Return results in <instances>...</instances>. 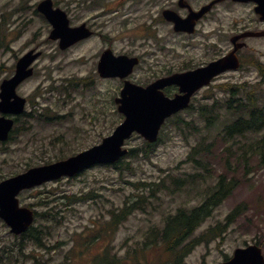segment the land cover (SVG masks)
Instances as JSON below:
<instances>
[{
  "label": "rangeland",
  "instance_id": "obj_1",
  "mask_svg": "<svg viewBox=\"0 0 264 264\" xmlns=\"http://www.w3.org/2000/svg\"><path fill=\"white\" fill-rule=\"evenodd\" d=\"M37 1L0 0V57L6 55L5 38L10 41L13 50L9 49V55L22 44H29L35 39L46 53L40 62V73L25 86L26 95L33 101L29 109L33 110L31 113L34 115L26 118L25 132L19 130L16 133L20 135L23 132L22 135L11 142L0 144V181L4 176L27 169L30 165L55 162L87 149L101 142L120 121L121 114L111 99L115 98L114 93L119 90L120 82L90 79L86 77L90 66L78 62L82 61V57H90V50L98 47L102 38L90 42L89 46L83 44L72 50H60L51 40L46 41L47 26L33 12ZM232 7H219L221 30L231 28L233 15L241 18L246 13V18H253L250 7H246V12L243 7ZM18 17L26 22L21 23V29L16 28L14 23L18 21ZM74 17L77 18L76 15ZM101 17L98 19V27L108 31L114 39L121 37L114 42L118 51H156L153 45L132 42L126 29L107 21L110 16ZM250 46L252 48L246 49L244 64L240 70L220 76L215 90L207 89L198 93L192 102L193 106L180 113L179 119L198 123L200 131H195L186 123L178 127L176 121L179 119L172 117L163 127L160 135L162 141L150 156L141 154L132 158V173L129 170L121 173V169L113 166L98 165L75 177L61 178L36 189L23 191L20 203L34 208L41 215L34 225L45 218L43 214L52 216L51 221H43L46 224L54 223L46 243L57 249L39 248L26 238H21V235H14L0 220V262L5 253H8L9 256H14L11 264H32V257L35 255L49 264H95L96 258L104 250H108L124 256L128 261L125 264H171L168 257L162 258L164 249L157 246L156 250L154 244L151 245L150 241L145 244V241L150 239L151 228L161 225L166 214H176L180 207L191 208L199 204L203 200L201 196L187 193L165 196L161 193L158 195L161 198L159 201L158 197L147 198L144 209L132 210L115 227H110V222L113 220V213L125 209L128 199L141 192L131 182H154L167 173L179 175L194 172L192 162L188 160L192 147L199 142L207 144L210 141H214L210 158L213 168L211 174H214L210 177L212 184L220 174L225 173L227 178L238 180V185L183 243L188 247L181 264H218L231 256L237 247H244L249 243H259L264 248V166L258 164L256 156L253 160L248 154L251 159L248 173L243 166L228 167L226 158L229 152L226 144L217 137V131L223 126L219 122L227 121L229 116L226 109L228 88L245 84L242 92L245 99L246 87L256 90L257 98L261 96L264 99V79L260 71L249 63H264V38L251 40ZM168 48L167 55L163 56V50L159 51L161 58L166 57L171 64L176 59L175 66H182L184 59L178 57L182 54V48L173 40H170ZM147 57L145 65L152 64L157 58ZM54 66H57L56 71L52 72L51 78H46L44 71L47 67ZM134 79L140 84L149 80L148 77L141 76H135ZM261 80L263 83L258 85ZM87 82L92 83L88 85ZM51 85H54L53 91L47 89ZM203 105L211 106L215 113L221 107V119L215 122L216 126L209 136L205 135L207 120L199 112ZM208 110L210 109H207L206 115L209 114ZM263 134L264 130L256 135ZM144 141L139 134H134L126 146L138 148L143 146ZM240 204L243 207L228 221V215ZM216 226L224 227L222 235L213 237L208 242H197L198 236L212 231ZM126 253L130 255L125 256ZM101 259L97 263H102Z\"/></svg>",
  "mask_w": 264,
  "mask_h": 264
},
{
  "label": "flooded vegetation",
  "instance_id": "obj_2",
  "mask_svg": "<svg viewBox=\"0 0 264 264\" xmlns=\"http://www.w3.org/2000/svg\"><path fill=\"white\" fill-rule=\"evenodd\" d=\"M48 3L52 9H62L66 12L69 25L72 28L83 26L87 32V36L69 47L61 48L60 38L52 37L54 25L47 15L40 9L44 4ZM226 6L233 8L232 6L243 7L246 12V7H250L253 12V18L244 17L238 18L236 15L231 17V28L228 30H221L219 28V7ZM257 3L255 1H240V0H38L33 6V12L40 16L47 26L48 38L53 43L58 45L62 51L77 48L81 45H90V42L102 38L101 44L95 49L90 50V57H82L81 63H86L90 67L87 68L86 77L101 81H116L120 82V88L116 91L115 98H111L115 106L117 97L120 96L123 89L125 79L119 75L104 76L100 72V63L106 62L105 72L112 73L116 71L113 66L117 57L127 56L131 59H135L131 72L127 76V79L138 83L134 78L135 76H141L142 78L148 77L147 82H142L143 86H147L150 83L155 82L158 79L171 76L175 73H185L203 67L208 66L210 63L219 60L220 58L234 53L240 59L241 65L238 70L242 68L243 57L246 55V49L252 48L250 46L251 40H260L264 38L261 36H242L246 32L251 31H264V18L255 12ZM45 9V8H43ZM84 14V17L82 16ZM77 16L75 18L74 16ZM115 15V16H114ZM102 16V17H101ZM110 16L107 21L114 23L118 28L122 26L126 29L128 37L132 42H137L143 45H153L156 48L155 52L143 50L142 53L135 51H118L113 38L108 31L101 30L98 26V19L101 17ZM82 20H80V19ZM18 21L14 22L16 28L21 29V23L25 22L23 18H17ZM175 19L181 21L180 25H177ZM223 33H226L223 35ZM226 39H224V37ZM173 40L182 48V54L179 58L184 59L182 66H175L176 59L171 61L166 57L161 58L159 51H162L163 56L169 53V42ZM10 41L5 38L4 48L6 55L0 57V119L11 120V129L8 131V136L5 140H0V144H6L11 142L18 136L16 133L19 130L25 132L28 116H33L29 109L33 103L32 98L25 93V86L28 82L38 76L40 73V62L46 56L44 50H42L40 43L35 39L31 43H24L12 55H9ZM224 43V45L222 44ZM11 51L12 48H11ZM29 55L32 58L28 67L20 69L27 71L31 69L32 73L22 80H19L12 90L11 81L18 73L19 63L22 59H25ZM38 52L41 54L37 57L34 55ZM232 54V55H234ZM148 56L157 57L156 60L149 65H145V60ZM105 58V60H103ZM57 66L47 67L44 71L46 78L52 77V72L56 71ZM230 71H227L228 73ZM221 75H214L211 77L210 82L203 85L196 93H201L207 89L215 90L218 86V79ZM92 83V82H91ZM91 83L87 82L88 85ZM94 83V81H93ZM140 84V83H138ZM41 89V88H38ZM49 91L54 90V85L50 86ZM180 87L177 85H170L163 89L166 95L174 97L180 91ZM16 95V96H15ZM195 98V97H194ZM23 99V107L18 108L17 102ZM48 109V108H46ZM121 114V113H120ZM59 116H57L58 118ZM123 121V114L120 116L119 123ZM103 139V138H102ZM34 166V165H33ZM33 166H29L33 167ZM25 168L22 171L12 173L8 177H3L2 180L18 175L29 169ZM1 180V181H2ZM0 181V182H1ZM52 182V181H51ZM50 182H46L48 184ZM42 184V185H45ZM42 185L35 186L29 189L20 191L18 198L25 190L36 189ZM35 213L37 211L34 209ZM2 222H6L5 219L0 217Z\"/></svg>",
  "mask_w": 264,
  "mask_h": 264
},
{
  "label": "trees",
  "instance_id": "obj_3",
  "mask_svg": "<svg viewBox=\"0 0 264 264\" xmlns=\"http://www.w3.org/2000/svg\"><path fill=\"white\" fill-rule=\"evenodd\" d=\"M254 65L260 71L261 76L264 79V63L258 61L249 62ZM263 80L258 83L261 85ZM243 86L233 85L228 88L229 99L226 103V109L229 113L228 120H221L225 122H219L223 126L217 131V137L226 144V149L229 152L227 160L228 167L236 168L237 166H243L247 169L248 173L251 169L249 161L254 160L256 156L258 164L264 166V134L259 136L261 131L264 130V99L255 95L256 90L247 89L246 87V99L243 96ZM242 93V95H240ZM211 106L203 105L199 108L200 114L204 117L206 122V133L205 135H212L213 129L216 126L215 122L221 119V107L218 112H212ZM208 110V115L205 113ZM237 116V118H235ZM193 121L179 119L176 121L178 127L182 123L188 124L195 131H200V125L198 123H191ZM200 127V128H199ZM216 136V135H215ZM206 137V136H205ZM214 137V136H213ZM162 138L159 137L156 143H149L148 141L143 142V146L138 148H131L129 153L125 155L120 161L114 164H108L107 166H113L114 168L121 169V173L129 170L132 173L133 164L132 158L138 157L141 154L147 157L150 156L154 148ZM214 141H210L207 144L199 142L195 144L189 155L188 160L192 162L194 172L184 173L179 175H173L167 173L164 177L154 182L145 180L131 182L132 185L139 187L141 191L133 198H129L125 209L119 213H113V220L110 222V227H115L120 222L126 219L128 213L134 209H144L146 199L152 197H158L159 194L164 193L165 196H172L176 194L187 193L189 195H198L203 199L199 204L189 208L180 207L176 214H166L162 218L161 225H157L150 230V239L145 241V244H154L156 250L157 246L164 249L165 254L163 257H168L171 264H181L184 256L186 255L188 245L183 243L195 232L202 222L211 214V211L219 206L226 198H228L238 185V180L233 177H226V174H220L217 181L212 184L210 177L214 176L211 174L213 171L211 163V154ZM249 142V143H248ZM247 143V144H246ZM249 157L248 158V155ZM130 157V159H129ZM128 158V159H127ZM234 158L233 160H231ZM229 161H232L229 163ZM187 190V191H186ZM158 201L161 198H157ZM160 204V203H159ZM243 206L241 204L237 206L232 213L227 217V220L232 219L236 216L237 212ZM42 220H38V225H33L30 229L23 234V239H27L33 242L36 246L41 249H52L46 243L49 235H51V226L54 223L46 224L44 220L51 221L52 216L47 215ZM57 222H59L57 220ZM56 223V222H55ZM224 227L216 226L212 231L201 234L197 237V242H208L213 237L222 235ZM195 240V241H196ZM22 248V246H21ZM20 248V249H21ZM57 249V247H54ZM129 256L130 254L126 253ZM124 256L118 253H111L108 250H104L102 255L96 258L95 264H125L128 262ZM13 254L5 257V260L1 261L0 264H11L13 262ZM102 258L100 262L97 260ZM133 256L130 258V260ZM32 264H49L48 261L41 259L38 255L32 257ZM56 264H63L59 262Z\"/></svg>",
  "mask_w": 264,
  "mask_h": 264
},
{
  "label": "water",
  "instance_id": "obj_4",
  "mask_svg": "<svg viewBox=\"0 0 264 264\" xmlns=\"http://www.w3.org/2000/svg\"><path fill=\"white\" fill-rule=\"evenodd\" d=\"M253 1L258 3L256 7L257 13L264 18V0ZM47 4L44 3L40 9L52 21L54 30L51 36L61 39V48L69 47L87 36V32L83 26L70 27L65 11L62 9H52ZM175 22L177 25L181 24V21L178 19H175ZM262 34H264V31H251L242 34V36ZM30 54L32 52L20 61L18 73L13 81H11L12 90L19 80L32 73L31 69H27L26 72L21 70L28 67L31 63L32 58L29 57ZM40 54L41 52H38L34 57ZM232 54L234 53L210 63L207 67L185 73H175L171 76L158 79L146 87L126 80L121 96L116 99V102L119 104L118 109L124 114L125 119L101 143L66 159L32 167L26 172L0 183V216L10 225L12 232L20 234L27 231L35 219L32 209L19 205L17 194L22 189L30 188L48 180L58 179L62 176H73L95 164L117 162L123 155L128 153V148H124L125 141L134 132L140 133L149 142L157 141L160 129L166 119L174 113L187 108L190 105L193 94L202 85L209 83L211 77L214 75L221 74L229 69H237L240 66L238 57L236 54ZM135 63V59L123 55L122 57H117L113 64L116 71L112 73L105 72L106 62L102 61L100 63V72L104 76L119 75L125 78L131 72ZM20 65L22 66L21 69ZM173 84L180 87V93L172 98L167 96L162 90L166 86ZM22 100L20 99L17 102L18 108L23 107ZM11 125V120L0 119V140L7 138ZM221 264H264V256L258 245H250L244 248H237L234 256Z\"/></svg>",
  "mask_w": 264,
  "mask_h": 264
}]
</instances>
